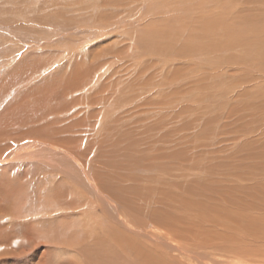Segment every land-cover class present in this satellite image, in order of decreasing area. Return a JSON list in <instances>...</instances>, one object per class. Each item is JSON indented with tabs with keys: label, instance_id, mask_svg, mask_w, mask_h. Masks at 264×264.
<instances>
[{
	"label": "rangeland",
	"instance_id": "374dc122",
	"mask_svg": "<svg viewBox=\"0 0 264 264\" xmlns=\"http://www.w3.org/2000/svg\"><path fill=\"white\" fill-rule=\"evenodd\" d=\"M0 264H264V0H0Z\"/></svg>",
	"mask_w": 264,
	"mask_h": 264
},
{
	"label": "bare ground",
	"instance_id": "6f19581e",
	"mask_svg": "<svg viewBox=\"0 0 264 264\" xmlns=\"http://www.w3.org/2000/svg\"><path fill=\"white\" fill-rule=\"evenodd\" d=\"M103 1V0H102ZM111 3H112V1H111ZM245 241V240H244ZM87 243V242H86ZM251 248V247H250ZM260 249V248H259ZM234 250V249H233ZM249 251H251V250H249ZM7 253V252H6ZM8 254V253H7Z\"/></svg>",
	"mask_w": 264,
	"mask_h": 264
}]
</instances>
